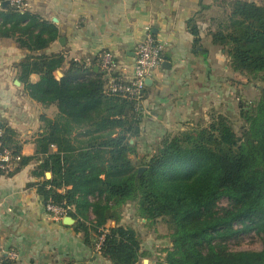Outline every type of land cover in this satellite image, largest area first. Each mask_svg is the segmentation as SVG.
Returning a JSON list of instances; mask_svg holds the SVG:
<instances>
[{"label":"trees","instance_id":"16d2710c","mask_svg":"<svg viewBox=\"0 0 264 264\" xmlns=\"http://www.w3.org/2000/svg\"><path fill=\"white\" fill-rule=\"evenodd\" d=\"M228 3L226 22L217 20L210 42L222 48L233 71L264 79V6L253 0ZM187 25L198 42L195 19ZM0 37H12L29 51L18 64L29 97L57 109L53 118L39 116L34 153L21 154L18 166L6 175L35 159L32 174L38 180L31 185L42 202L72 206L68 215L75 219L76 231L87 243L92 238L93 247L99 229H106L99 253L113 264H135L142 256L134 228L119 222L120 207L129 202L141 219L162 218L171 229V248L156 264H264V87L255 106L241 111L248 122L247 140L217 114L205 125L163 134L147 158L133 160L142 108L108 91L95 61L71 59L56 78L63 56L35 53L57 37L56 26L15 7L3 15ZM31 73L38 74L37 81H29ZM0 129L2 145L20 153L13 130ZM222 198L228 206L217 208ZM109 221L115 224L107 225ZM237 222L241 226L233 229ZM248 230L260 234V250L227 249L226 238ZM0 264L13 262L1 257Z\"/></svg>","mask_w":264,"mask_h":264},{"label":"crops","instance_id":"0c3cea01","mask_svg":"<svg viewBox=\"0 0 264 264\" xmlns=\"http://www.w3.org/2000/svg\"><path fill=\"white\" fill-rule=\"evenodd\" d=\"M215 1L26 0L25 10L57 28V37L35 52L63 56L62 67L56 69L61 74L55 70L56 78L63 76L71 59L94 62L102 50L115 55L117 74L130 76L136 44L145 28L163 42V61L151 72V81L143 90L137 156L131 155L135 160L147 158L155 139L163 134L186 129L195 119L207 118L209 112L224 115L229 109L230 98L224 91L232 70L225 56L216 53L209 35L215 18L209 11ZM12 7L9 0H0V24ZM190 18L195 19L198 42L187 25ZM26 53L29 51L19 47L14 38L0 37V128H11L21 153L29 156L41 131L39 116L53 118L57 109L29 97L20 81L18 64ZM38 78L36 73L29 75L31 82ZM37 163L33 159L13 174H0V258L8 257L13 264H113L95 251L92 238L85 242L72 216L73 221L66 223L65 216L55 218L45 209L31 185L38 180L32 174ZM45 176L49 178L51 173ZM92 217L90 214L89 219ZM141 252L135 264H146L144 256L149 254L142 248Z\"/></svg>","mask_w":264,"mask_h":264},{"label":"rangeland","instance_id":"374dc122","mask_svg":"<svg viewBox=\"0 0 264 264\" xmlns=\"http://www.w3.org/2000/svg\"><path fill=\"white\" fill-rule=\"evenodd\" d=\"M257 3L264 6V0H255ZM229 0H216L214 7L210 8L211 15L215 14L216 21H211L210 27L216 30L218 27V19L223 22L225 14L229 11ZM211 31V30H210ZM216 53H221L225 56V63L229 64L228 56L223 52L220 46L215 45ZM230 66V65H229ZM232 70V69H231ZM264 87V79L260 76L253 78L237 72H231V80L225 86L224 94L230 98L229 109L225 112L224 116L236 132L237 136L247 140L250 135L246 133L248 122L241 115V111L248 112L252 109L259 97L261 96V89ZM229 90L230 94L227 93ZM218 95V93H216ZM217 112L207 113V118H198L193 121L192 126H200L208 123L212 116H216ZM223 115V114H222ZM184 130V129H183ZM155 144L158 139H155ZM152 151V149L148 150ZM228 206L226 198L220 199L217 208ZM121 216L119 222L126 226H131L136 231L140 240L141 248L149 256H144L145 263L156 264L157 261L162 260L168 249L171 248L170 232L171 229L165 219L158 218L156 221H145L141 219L135 210L133 203H126L120 207ZM241 224L234 223L233 229H239ZM96 233L93 232V236ZM227 249L230 250H260L262 248V240L259 233L255 230L238 231L236 235L226 238L223 241Z\"/></svg>","mask_w":264,"mask_h":264},{"label":"built area","instance_id":"2783aa9c","mask_svg":"<svg viewBox=\"0 0 264 264\" xmlns=\"http://www.w3.org/2000/svg\"><path fill=\"white\" fill-rule=\"evenodd\" d=\"M11 5L19 11H25L27 7L26 0H9ZM164 44L155 38L148 27L145 28L143 38L136 44L134 52L133 69L130 76L117 74V60L115 55L109 50L100 51L95 63L98 69L103 72L107 78V90L113 93L121 94L124 97L135 101V108L140 109L143 99V90L145 88V79L151 72L159 67L163 61ZM88 62L87 64H90ZM2 131L0 129V136ZM21 152L13 153L10 148L2 145L0 141V174H9L15 170L21 160ZM45 209L55 218H62L73 211L72 206L55 205L51 202L44 204ZM100 234L96 237L94 249L99 252L101 242L106 229L100 228Z\"/></svg>","mask_w":264,"mask_h":264},{"label":"water","instance_id":"95a60500","mask_svg":"<svg viewBox=\"0 0 264 264\" xmlns=\"http://www.w3.org/2000/svg\"><path fill=\"white\" fill-rule=\"evenodd\" d=\"M162 65H164V64H162ZM95 69H98V67L96 66V68ZM54 74H55V72H54ZM56 74H61V72L60 71H58V70H56ZM56 74H55V76H56ZM57 77V76H56ZM151 80H150V78H146L145 79V85H147L149 82H150ZM130 142H132V139H130ZM142 169L143 168H139V172H141L142 171ZM47 174L48 175H50V173L49 172H47ZM66 223H70V222H72L73 221V219H72V217L71 216H65V218L63 219Z\"/></svg>","mask_w":264,"mask_h":264}]
</instances>
